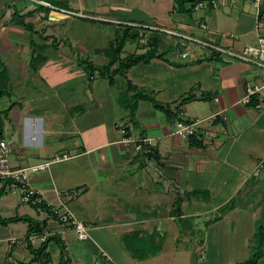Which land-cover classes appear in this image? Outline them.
<instances>
[{"label": "crops", "instance_id": "0c3cea01", "mask_svg": "<svg viewBox=\"0 0 264 264\" xmlns=\"http://www.w3.org/2000/svg\"><path fill=\"white\" fill-rule=\"evenodd\" d=\"M216 2H187L183 13L177 0H0V58L12 72L10 94L0 99V140L12 149L11 165L70 155L30 176L48 210H59L54 219L0 180V218L47 221L48 236L58 238L45 243L28 235V223H0V264H106L102 252L117 264H245L264 216V108L240 100L264 70L194 43L183 59L182 40L163 31L235 50L257 44L264 0L258 7L255 0ZM128 28L138 35L125 42L122 59L144 54L155 39L164 58L116 75L113 85L98 71L90 75L86 64L105 65L110 45ZM139 93L168 104L174 117L139 100L133 120ZM222 111L227 120L218 115L198 129L199 146L176 133L179 120ZM118 123L135 138L154 139L156 154L123 144ZM66 215L87 226V240L62 220ZM44 244L35 257L29 246Z\"/></svg>", "mask_w": 264, "mask_h": 264}, {"label": "built area", "instance_id": "2783aa9c", "mask_svg": "<svg viewBox=\"0 0 264 264\" xmlns=\"http://www.w3.org/2000/svg\"><path fill=\"white\" fill-rule=\"evenodd\" d=\"M262 1L263 0H255V4L257 5V7L260 6ZM43 3L51 7L49 3ZM211 4L216 7V0H211ZM202 5L203 3H199L197 4V7H200ZM60 11L68 13L69 15H78L74 12H67L64 10ZM262 27L264 28V23L259 22V24L257 25L259 31L257 44L244 46L241 50H235L233 48L218 45L211 42L210 40H206L198 36H193L191 34H183L177 31L165 29L163 31L177 37L178 40H182L181 44L184 48V52H182L181 56L183 59H188L190 57L191 51L189 50V44L194 43L202 49H205L210 53L218 54L219 56L226 58L227 60L253 64L264 70V30L261 29ZM200 28L203 30H208L210 29V26L207 22H202L200 23ZM228 37L231 39L236 38L234 34H228ZM240 103L247 107H253L258 110L264 108V76L260 84H248L246 86L245 94L240 100ZM218 115H222L224 120L228 119L226 114H224V112L222 111L216 112L205 119H195L193 121L179 120L176 123V133L187 138L194 136L197 133L198 129L205 122L215 120ZM117 128L122 134L123 144H125L126 146L133 145L137 151H142L146 154L152 152L155 146L154 139L148 137L135 138L131 135L129 127L121 123L117 124ZM11 152L12 149L9 143L6 140H0V180L11 181L13 186H17L22 194V199L34 206L40 214L44 213L47 220L54 219L56 216L58 217L59 210L57 208L50 207V210H48L42 207V204H44L43 199L40 196L38 190L31 186L29 180L32 174L46 171L53 163L67 160L70 158V155L64 154L62 156H56L51 161L31 165L24 168H13L10 161ZM79 194L80 192L78 191L71 193L66 192L64 193V196L69 197ZM62 220L66 221L70 225L73 224L76 234L80 240L88 239L89 236L87 233V226L83 222L74 221L68 215L63 216ZM49 234H51V231L46 229L44 234L40 236L43 242L46 241V238ZM102 256L105 259L106 264H117L115 260L107 253L102 252Z\"/></svg>", "mask_w": 264, "mask_h": 264}, {"label": "trees", "instance_id": "16d2710c", "mask_svg": "<svg viewBox=\"0 0 264 264\" xmlns=\"http://www.w3.org/2000/svg\"><path fill=\"white\" fill-rule=\"evenodd\" d=\"M198 1L200 0H177L178 11L183 13L190 12V10L186 8V3L192 2L193 4H195ZM133 31H134L133 28H128V32L124 37H120L119 39L116 40L115 43H112L110 45L109 54H108L109 61L105 65L95 66L91 63H87L86 65L89 74L92 75L95 71H98L101 77H107L109 79V83L113 85L115 84L116 75L118 74L124 75L128 70H130L132 67L136 66L139 63H149L152 59L156 57L162 59L164 58L162 54H158L159 40L155 39L152 41V44L150 43L149 50H147L144 54L131 55L122 59L121 52L123 50L125 42L130 37L134 38L138 35L136 31L134 33ZM43 59H44L43 56H40V58H34L32 62L29 64V70L31 72L35 71ZM11 81H12V72L10 71V66L5 64L0 58V99L5 95L10 94L9 85ZM128 86L130 88L132 87V85L129 83ZM190 99H192V97L186 98V101ZM139 100H147L156 109L163 111L169 118L174 117V114L172 113L170 106L168 104H163L159 102L152 94L139 93V95H137V97L134 100V104L131 105V116L133 120L135 117L137 104ZM0 128H1V120H0ZM191 140H192V144H195L197 146L201 145V142L200 143L198 142L195 135L191 137ZM155 154L156 152L153 149L152 152L147 155L154 156ZM2 194L3 193H0V197L2 196ZM42 207L48 209L47 206H45L44 204H42ZM17 222H24L29 224L28 235H31L33 233L43 235L45 232V228L47 227V221L39 222L29 217L18 216L10 219L0 218V223L4 225H7L9 223H17ZM57 239H58L57 236H50V237L48 236L46 238L45 243ZM29 248L31 253L34 254L35 257L37 256L41 257L46 250V244H44V246L40 247L37 250L32 249L31 246H29ZM263 256H264V216L261 219H259L256 223V232L253 239L251 255L248 258V260L245 262V264H258L259 260ZM63 264L66 263L63 262Z\"/></svg>", "mask_w": 264, "mask_h": 264}]
</instances>
